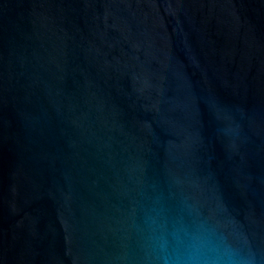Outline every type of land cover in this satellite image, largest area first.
<instances>
[{
  "label": "water",
  "instance_id": "water-1",
  "mask_svg": "<svg viewBox=\"0 0 264 264\" xmlns=\"http://www.w3.org/2000/svg\"><path fill=\"white\" fill-rule=\"evenodd\" d=\"M0 264H264V0H0Z\"/></svg>",
  "mask_w": 264,
  "mask_h": 264
}]
</instances>
